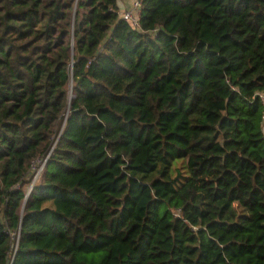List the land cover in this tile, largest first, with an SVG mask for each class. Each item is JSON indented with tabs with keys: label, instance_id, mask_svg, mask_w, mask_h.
Listing matches in <instances>:
<instances>
[{
	"label": "trees",
	"instance_id": "trees-1",
	"mask_svg": "<svg viewBox=\"0 0 264 264\" xmlns=\"http://www.w3.org/2000/svg\"><path fill=\"white\" fill-rule=\"evenodd\" d=\"M140 2L0 0V264H264V0Z\"/></svg>",
	"mask_w": 264,
	"mask_h": 264
},
{
	"label": "built area",
	"instance_id": "built-area-1",
	"mask_svg": "<svg viewBox=\"0 0 264 264\" xmlns=\"http://www.w3.org/2000/svg\"><path fill=\"white\" fill-rule=\"evenodd\" d=\"M140 8H141L140 0H135L130 8L126 10L125 9L120 10V15L124 20L129 22V24L133 28H139L140 27ZM261 97L264 102V93H261Z\"/></svg>",
	"mask_w": 264,
	"mask_h": 264
},
{
	"label": "rangeland",
	"instance_id": "rangeland-1",
	"mask_svg": "<svg viewBox=\"0 0 264 264\" xmlns=\"http://www.w3.org/2000/svg\"><path fill=\"white\" fill-rule=\"evenodd\" d=\"M134 1L135 0H121V10L122 9H128L133 4ZM36 164H38V163L36 162ZM38 171H39V169H38ZM38 171H37V173H38Z\"/></svg>",
	"mask_w": 264,
	"mask_h": 264
},
{
	"label": "water",
	"instance_id": "water-1",
	"mask_svg": "<svg viewBox=\"0 0 264 264\" xmlns=\"http://www.w3.org/2000/svg\"><path fill=\"white\" fill-rule=\"evenodd\" d=\"M72 96V94L70 95V97ZM44 164V163H43ZM43 164H42V166L40 167V169H42V167H43ZM37 178V174H36V176L34 177V180ZM31 188H32V185L30 186V188H29V190H28V192H27V194H26V197L28 196V194H29V192H30V190H31ZM12 263V262H11ZM10 263V264H11Z\"/></svg>",
	"mask_w": 264,
	"mask_h": 264
},
{
	"label": "bare ground",
	"instance_id": "bare-ground-1",
	"mask_svg": "<svg viewBox=\"0 0 264 264\" xmlns=\"http://www.w3.org/2000/svg\"><path fill=\"white\" fill-rule=\"evenodd\" d=\"M40 171V170H39ZM39 171H38V173H37V176L39 175ZM39 177V176H38Z\"/></svg>",
	"mask_w": 264,
	"mask_h": 264
},
{
	"label": "crops",
	"instance_id": "crops-1",
	"mask_svg": "<svg viewBox=\"0 0 264 264\" xmlns=\"http://www.w3.org/2000/svg\"><path fill=\"white\" fill-rule=\"evenodd\" d=\"M131 6H132V5H131ZM131 6H130V7H131ZM130 7H129V8H130ZM125 10H126V9H125Z\"/></svg>",
	"mask_w": 264,
	"mask_h": 264
}]
</instances>
